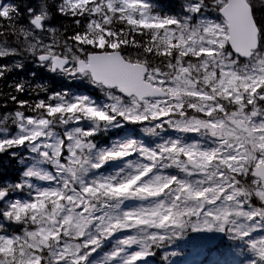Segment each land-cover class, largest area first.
Segmentation results:
<instances>
[{
  "label": "snow or ice",
  "instance_id": "1",
  "mask_svg": "<svg viewBox=\"0 0 264 264\" xmlns=\"http://www.w3.org/2000/svg\"><path fill=\"white\" fill-rule=\"evenodd\" d=\"M260 8L0 0V165L19 166L0 174V264L168 261L190 231L264 264ZM31 65L87 87L52 91Z\"/></svg>",
  "mask_w": 264,
  "mask_h": 264
},
{
  "label": "trees",
  "instance_id": "2",
  "mask_svg": "<svg viewBox=\"0 0 264 264\" xmlns=\"http://www.w3.org/2000/svg\"><path fill=\"white\" fill-rule=\"evenodd\" d=\"M17 2H20V0H17ZM154 2L159 3L161 6V9L163 11L169 12L174 11L178 12L180 10V0H154ZM259 3L260 0H257ZM258 16L261 19H264V8H260L257 10ZM54 23H56L54 21ZM59 26V25H57ZM36 70L34 66H30L28 69L29 75L31 71ZM37 71V79L33 80V83H45L48 88L52 91H59L64 86L70 87V84L65 82L63 79H55L50 73L43 69L36 70ZM74 85V84H73ZM75 89L77 88V85H74ZM24 98V97H22ZM11 158L8 156H4L2 158L3 163L0 165V174H3L7 178H15L18 175L19 166L16 163V161L10 160ZM184 237V236H181ZM181 237L175 238L169 246H175V256L174 261H162L161 256L163 255L162 252H160L156 257L152 258L151 261L154 264H182V261L184 258L181 256L186 251L187 248L190 247L189 239L184 238V240L181 239ZM215 251L217 254L221 257L225 255H231L234 253V251H237L234 249V246L231 241L224 240L217 248H215ZM170 253V251H168Z\"/></svg>",
  "mask_w": 264,
  "mask_h": 264
},
{
  "label": "rangeland",
  "instance_id": "3",
  "mask_svg": "<svg viewBox=\"0 0 264 264\" xmlns=\"http://www.w3.org/2000/svg\"><path fill=\"white\" fill-rule=\"evenodd\" d=\"M83 87H87L86 85H82ZM94 95H98V93H94ZM132 132L142 140H145L146 142L152 141L155 139L151 134L143 133L139 130V128L133 129ZM163 134V133H162ZM101 142H106L108 137H101L99 138ZM132 203V202H130ZM223 235L219 233H214V232H208V231H190L186 235L185 238L189 239L190 242V247L189 249L187 248V251L181 255L184 260L182 261V264H195L199 258H201L202 254H204V247L205 246H212L214 245ZM110 247V245L106 246L107 248ZM175 246H169L168 249H171L167 251L174 252L175 253ZM176 255V254H175ZM174 255V256H175ZM174 256H170L168 261H174ZM210 256L207 261L200 263V264H232L231 261L232 259H228L229 262H225L223 260H217L215 258V253L214 251L211 252V254L207 255V257ZM211 259V260H210ZM149 264H153V262L150 260Z\"/></svg>",
  "mask_w": 264,
  "mask_h": 264
}]
</instances>
